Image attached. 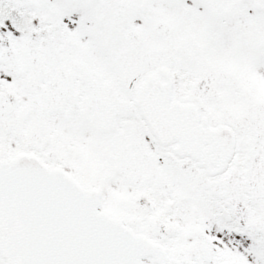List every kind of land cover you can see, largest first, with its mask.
Instances as JSON below:
<instances>
[{
	"label": "snow or ice",
	"instance_id": "obj_1",
	"mask_svg": "<svg viewBox=\"0 0 264 264\" xmlns=\"http://www.w3.org/2000/svg\"><path fill=\"white\" fill-rule=\"evenodd\" d=\"M0 264H264V0H0Z\"/></svg>",
	"mask_w": 264,
	"mask_h": 264
}]
</instances>
